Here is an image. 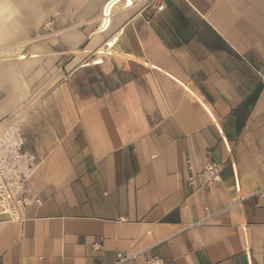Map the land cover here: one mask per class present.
Instances as JSON below:
<instances>
[{
	"label": "crops",
	"instance_id": "obj_1",
	"mask_svg": "<svg viewBox=\"0 0 264 264\" xmlns=\"http://www.w3.org/2000/svg\"><path fill=\"white\" fill-rule=\"evenodd\" d=\"M19 118L42 205L0 222V264H264V0H0Z\"/></svg>",
	"mask_w": 264,
	"mask_h": 264
},
{
	"label": "built area",
	"instance_id": "obj_2",
	"mask_svg": "<svg viewBox=\"0 0 264 264\" xmlns=\"http://www.w3.org/2000/svg\"><path fill=\"white\" fill-rule=\"evenodd\" d=\"M165 5L160 3L156 10L162 12ZM111 47L100 54H108ZM24 121L22 118L13 121L4 131L0 133V222H19L24 218L26 209L32 205H42V201L32 195L25 194V187L28 181L35 175L37 167L34 165V157L24 150ZM191 170L190 167H188ZM225 166L218 163H207L200 171L198 178L203 188H214L223 180ZM190 184L194 178L189 179ZM236 189L240 192L237 183ZM252 198L264 199V188L259 190ZM238 203V202H237ZM234 204V203H233ZM95 251H101L102 241L94 244ZM135 256L117 255L114 264H124ZM148 264H165L158 258H151Z\"/></svg>",
	"mask_w": 264,
	"mask_h": 264
},
{
	"label": "bare ground",
	"instance_id": "obj_3",
	"mask_svg": "<svg viewBox=\"0 0 264 264\" xmlns=\"http://www.w3.org/2000/svg\"><path fill=\"white\" fill-rule=\"evenodd\" d=\"M118 4V3H117ZM117 4H115V1H113V2H111L108 6H107V9H106V16H105V20H104V24H103V27H106V26H108L109 25V23H110V18H111V14H112V9H113V7L115 6V5H117ZM106 8V7H105ZM112 44H113V42L112 43H110V47H112ZM110 52V51H109ZM100 53H101V51H100ZM113 54V53H112ZM20 56V55H19ZM26 57V56H25ZM101 57H103L102 55H101ZM98 58V62L97 63H102V58ZM22 58V57H21ZM106 58V57H105ZM97 60V59H96ZM96 60H95V62H96ZM94 64V63H93Z\"/></svg>",
	"mask_w": 264,
	"mask_h": 264
}]
</instances>
